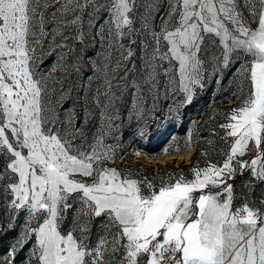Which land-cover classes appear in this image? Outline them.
<instances>
[{"label": "snow or ice", "instance_id": "obj_1", "mask_svg": "<svg viewBox=\"0 0 264 264\" xmlns=\"http://www.w3.org/2000/svg\"><path fill=\"white\" fill-rule=\"evenodd\" d=\"M168 2L171 8L160 32H151L156 44L153 59L163 40L168 47L160 58L178 61L182 86L186 79L194 84L205 38L214 34L223 47L225 65L235 50L252 57L247 69L251 91L240 107L232 109L236 123L222 125L235 138L223 167L193 168L194 180L185 181L181 175L174 184L155 191L146 178L122 177L116 168L102 167L114 161L111 148L101 153L93 146L91 153L72 154L77 130L71 118L63 135L46 128L57 117L54 109L44 106V88L32 69L36 59L32 45L42 46L47 36L44 12L50 0H0V155L7 157L0 182L9 180L4 187L14 197L13 208H26L30 219L43 215V223L31 229L39 246V264H140L142 257L144 264H264V209L247 202L233 209V187L227 183L245 168L264 181V0H243L255 28L245 21L238 0ZM134 3L114 0L118 38L125 35V28L133 30L129 13ZM72 4L85 6L79 0H65L57 11L66 13ZM174 17L178 19L172 27ZM9 129L12 139L6 134ZM188 145L163 152L182 151ZM246 153H255L250 162L238 158ZM74 201L80 203L73 218L79 239L74 236L76 228L66 235L59 230ZM102 215L108 217L105 234L90 247L84 241L91 219ZM112 228L117 231L109 239ZM121 248L124 255L118 258Z\"/></svg>", "mask_w": 264, "mask_h": 264}, {"label": "rangeland", "instance_id": "obj_2", "mask_svg": "<svg viewBox=\"0 0 264 264\" xmlns=\"http://www.w3.org/2000/svg\"><path fill=\"white\" fill-rule=\"evenodd\" d=\"M64 3L65 0H50V7L44 12L47 36L42 46L32 45L36 49L32 69L35 79L40 80L44 88V106L54 109L57 117L55 123L46 125V128L63 135L71 118L72 127L77 130L72 137V154L91 153L93 146L101 153L111 148L115 153L114 161L108 160L102 167L116 168L122 177L130 175L141 181L146 178L154 185L155 191L179 180L181 175L185 181L194 180L193 168L203 170L213 165L222 168L235 140L229 135L230 129L222 125L236 123L231 120L232 109L240 107L251 91L247 69L251 67L252 57L243 50H235L229 54L225 65L219 38L208 35L199 53L202 65L198 82L191 84L186 79L182 86L178 61L160 58L168 47L163 40L159 46L160 54L153 59L156 44L151 32L153 29L160 32L171 8L168 0H135L129 13L133 30L129 33L125 28V35L119 38L113 23L114 0H87V3L79 0L85 5L82 9L72 4L66 13L57 11ZM238 3L245 21L252 28L257 27L243 0ZM76 17L79 20L73 24ZM176 19L178 17L173 18L172 27ZM137 73L143 75L137 76L138 81L133 86L145 90L139 105L131 101L123 117L108 112L102 117L104 123L96 120L97 104L108 103L110 89L121 86L127 76ZM217 96L223 98L222 102H216ZM153 100L155 102H151ZM198 111L200 115L190 117L191 113ZM179 113L185 116L178 117ZM200 117L205 119L201 126L198 124ZM118 126L123 128V133H119ZM199 132L208 134V138H202ZM6 134L12 139L10 129ZM185 142L189 145L182 151L163 152L165 148L175 149L176 145L183 146ZM254 155L246 153L238 158L250 162ZM210 156L214 161H210ZM6 159L0 155V171H3ZM76 179L83 178L76 176ZM8 182L7 178L0 182V197L11 204L14 197L4 187ZM88 182L91 183L90 178ZM227 183L233 187V209L245 202L250 207L264 209L261 204L264 181L258 180L250 169L237 170ZM141 187L148 194L146 184ZM79 207V201H74L73 209L59 225L64 235L76 228L74 236L77 239L81 233L73 218ZM21 209H25L29 216L26 208ZM31 219L36 220V228L43 223L42 214ZM107 223V216L93 217L84 243L94 247L105 234ZM116 231V228L110 229L109 239ZM35 245L38 249L37 239ZM123 255L121 248L117 257ZM38 256L34 258V264H39ZM145 259L142 257L140 264H144Z\"/></svg>", "mask_w": 264, "mask_h": 264}, {"label": "trees", "instance_id": "obj_3", "mask_svg": "<svg viewBox=\"0 0 264 264\" xmlns=\"http://www.w3.org/2000/svg\"><path fill=\"white\" fill-rule=\"evenodd\" d=\"M138 75L143 74L137 73L134 76H127L121 86L110 89L108 103L101 102L97 104L96 120L104 123L102 117L107 115L108 112L123 117L131 101L139 105L138 102L142 100L145 90L135 89L133 86V83L138 81ZM152 90L154 91V89ZM215 98L216 102H222L223 98H218V96ZM200 113V111L191 113L192 116L190 117L193 118V115H200ZM184 116L185 114L179 113L178 117L183 118ZM204 120L203 117H200L198 124L201 126ZM117 128L119 133H123L124 130L121 126ZM198 135L202 138H208V134L203 132H199ZM209 159L214 161L212 156ZM35 228L36 220L30 219L25 209H15L10 202L0 197V264H34V258L38 256V249L35 245V233L31 229Z\"/></svg>", "mask_w": 264, "mask_h": 264}, {"label": "crops", "instance_id": "obj_4", "mask_svg": "<svg viewBox=\"0 0 264 264\" xmlns=\"http://www.w3.org/2000/svg\"><path fill=\"white\" fill-rule=\"evenodd\" d=\"M176 181H174L172 184H174Z\"/></svg>", "mask_w": 264, "mask_h": 264}]
</instances>
